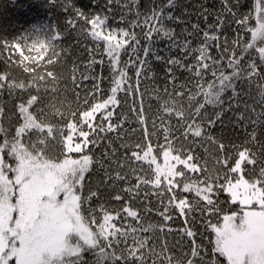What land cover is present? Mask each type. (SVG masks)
<instances>
[{"label":"snow or ice","instance_id":"1","mask_svg":"<svg viewBox=\"0 0 264 264\" xmlns=\"http://www.w3.org/2000/svg\"><path fill=\"white\" fill-rule=\"evenodd\" d=\"M50 4L71 13L63 31L56 23L34 25L11 42H0V49L9 53L8 70L0 72V96L6 93L18 101L13 105L15 122L7 127L0 104V264H264V0L250 5L246 0H220L207 29L197 22L179 32L168 26L187 24L174 14L178 0H151L147 12L140 11L139 0H104L102 5L90 0L88 11L73 0ZM209 15L203 8L205 22ZM233 25L235 38L230 39L226 29ZM137 28L147 46L141 47ZM241 29L250 39L244 40ZM73 31L90 36L95 46L85 49L86 62L72 61L76 107L68 115L56 109L53 116L59 120L53 122L42 107L48 94L42 82L56 81L47 67L66 62L70 51L61 42ZM154 34L168 42L167 56L152 47ZM201 35L194 46V38ZM33 51L41 59L51 55L42 65ZM62 52L65 60L60 59ZM122 54L128 60L122 61ZM150 57L162 62L165 85L163 95L157 93L151 131L143 103L135 107L137 94L141 101L144 95L142 78L151 79ZM13 65L28 77L12 76ZM181 77L184 82L178 83ZM105 81L107 91L101 88ZM129 96V111L142 128L135 145L124 143L121 135L126 120L117 115L120 122H112L115 109L122 99L127 104ZM236 131L242 133L239 143L233 141ZM111 133L121 141L119 146ZM104 141V151L96 158L93 150ZM199 148L214 150L213 170L198 164L200 157L194 153ZM154 151L162 153L164 168ZM136 162H147L151 175H141L143 164ZM97 168L104 178L85 194L86 174ZM189 173L203 175L193 178ZM120 184L125 187L116 191ZM101 186L113 189L112 200L122 202L121 208L109 211ZM192 192L195 197L189 200L184 194ZM222 193L227 194L223 204ZM142 194L143 215L133 208ZM152 196L162 206L155 209L162 217L159 224L148 220ZM94 198L96 207L91 206ZM197 210L208 236L198 230ZM174 217L183 221L179 230L168 223L174 224ZM128 218L138 227H125ZM169 236L180 239L170 245ZM178 246L181 255L176 257Z\"/></svg>","mask_w":264,"mask_h":264},{"label":"trees","instance_id":"2","mask_svg":"<svg viewBox=\"0 0 264 264\" xmlns=\"http://www.w3.org/2000/svg\"><path fill=\"white\" fill-rule=\"evenodd\" d=\"M77 7L82 8L85 11H88V5L90 4V0H73ZM246 2L250 5L254 0H246ZM101 5L104 3V0H100ZM151 7V0H139V8L141 12H147ZM208 8L210 15L208 16V21L205 22L203 18L200 16V13L203 11V8ZM220 10V0H178V7L175 10V15L181 16L183 20L187 21V24H175V23H168L169 27L175 28L177 32H179L182 28L188 27L191 30V24L199 22L201 29H207L209 24L214 23L216 15ZM247 11L248 9H244ZM117 18L119 17L120 13L118 10L114 8ZM71 13L63 11V9L59 5H51L50 0H0V42L2 41H13L14 39L18 38L25 32H29L33 29V26H40L43 24H52L56 23L59 30L63 31L65 27V19L69 18ZM129 19L133 17L129 16ZM111 22V21H110ZM255 21H252L254 24ZM124 27V24L120 25ZM130 27V26H129ZM236 26L233 25L232 28L226 29L229 38L233 39L234 37V28ZM137 33V37L141 40V47L147 46L149 42H147L143 38V34L140 32V29H134ZM241 36L244 37V40L247 41L250 39V33L245 35V30L241 29ZM153 39L156 41L152 47L155 50H159L162 56H167L169 53L166 51L167 41L165 39L160 38L154 34ZM203 39L202 35L199 37L194 38L193 44L194 46L199 45V40ZM79 41V43H76ZM31 43V41H29ZM211 43V41H209ZM94 42L92 41L90 36H86L83 34H78L77 32L73 31L67 35V37L61 42V48H67L70 51V56L67 57L66 62L63 64L57 63L53 66H48L47 70L54 71L57 79L53 81L52 78H47L45 82V87L47 88L48 94L44 97V107L45 111L48 112L49 117L53 118V122L59 120V116H53V113L56 109L59 111L64 112L68 115L69 108L76 107V93L73 90L71 78H70V69L72 67V61L76 60L78 62H86L88 59L86 48L94 47ZM27 54V52H26ZM33 56H37V53L33 51L31 53ZM215 54V52L213 53ZM16 57V53L13 54ZM51 55V52L43 54V59L37 56V59H40V63L42 65L46 64L47 57ZM9 57V53L0 49V72L8 70V65L6 64V60ZM99 58V56L97 57ZM127 55L122 54V61L128 60ZM61 60H65L63 52L61 53ZM105 60L107 57L105 56ZM149 66L152 68V73L149 74L151 79H143L141 80L140 92L144 93L141 101V97L137 94L135 98V107L139 109L141 106V102L143 103V107L145 109V114L148 117L147 128L151 131L152 128V120L155 119L154 114L157 112L159 107L157 102V93L163 95V88H164V71H163V64L160 61L154 60V58H149ZM45 71L44 68H37V72ZM81 71L83 68L81 67ZM97 71H99V65H97ZM11 74L12 76L18 79H24L28 77V73H25L22 68L12 66L11 67ZM130 75L133 76L134 82V73L130 72ZM107 76V72L104 73ZM79 78V73L77 74ZM184 79L181 77V80L178 83H183ZM85 86L87 88H91L92 84L91 81H86ZM101 88L103 91H107L108 83L105 81ZM169 91H171V85L168 86ZM44 89L42 88V92ZM80 96V103L83 104V100L85 98V92L82 89L78 90ZM62 92V93H60ZM123 97V93L120 94ZM106 98V97H105ZM128 103L124 104L123 99L121 100V107L115 109L114 116L112 118L113 123H119L120 121L117 120V115L120 116L121 120H126V123L123 125V130L121 135L124 137V143L129 145H135L138 141L142 139V128L138 123V120L135 118V114L130 112L129 109L133 106V97L129 96L127 98ZM15 102H18L15 97H9L6 93L3 96H0V104H3L5 107V126L7 127L9 123L15 122V115H14V108L13 105ZM89 102L92 103L93 101L89 98ZM54 105V107H49V105ZM100 113L97 114V121L99 120ZM10 118V119H7ZM168 121H165L167 124ZM175 124V120L172 121ZM157 126H159V120H157ZM132 129H135L133 131ZM115 140L116 146H119L121 143L120 140L115 139V134H109ZM179 135V133H177ZM238 137H242V133L236 131L233 135V141L239 143ZM156 138L153 137V147L156 148ZM106 141L101 142V146L95 148L94 154L96 158H99L104 151V144ZM165 143L163 136L161 135L159 138V144L163 145ZM124 153V149H120L118 158H122ZM154 155H157V160H160L163 156L162 153L157 154L156 151L153 152ZM196 156L200 157L198 164L200 166L206 167L209 171L213 170L214 166H216V157L213 149H209L208 152H205L203 148H199L194 153ZM137 166L143 164V172L141 175L148 174L151 175V171L148 169L146 162H136ZM114 167V166H113ZM181 167H183L181 165ZM153 168V167H152ZM154 169V168H153ZM189 175L193 178L202 177L203 173H189ZM104 178V172L100 169H95L90 173L86 174L85 177V194H87V190L90 187L92 190H95L99 182ZM135 182V181H133ZM125 187V185L120 184L117 186L116 191H119L121 188ZM114 191L112 188H104L101 186V197L102 200L105 202V206L111 211V209L121 208L122 202H118L112 200V196L114 195ZM189 200H192L195 197V193H185L184 194ZM227 199V194L222 193L220 196L221 203ZM143 200V194L140 197V200H136L133 202V208L138 210L142 215L144 214L143 205L141 201ZM97 201L94 198L91 202L92 207L97 206ZM167 199L164 200V204H167ZM151 207L153 208V212L148 216L149 222L159 224L162 222V217L159 216V213L155 211V209L160 208L162 210V206L159 203L158 197L152 196L151 198ZM197 217V227L200 233L204 236L210 235V233L205 232L204 224L202 222V217L200 216L199 210L195 213ZM175 223L173 224L172 221L168 223L174 227V229L179 230L183 227V221L179 217H174ZM213 222H215L216 218H211ZM117 226H120L121 221H115ZM133 224V226L138 227L131 218H128L126 222H124V226L127 227V224ZM139 234V233H138ZM179 237H168L169 244H173L175 240H179ZM199 243V239L197 240ZM187 242H185L186 244ZM159 250V248H157ZM186 250V247H185ZM181 255V248L178 246L175 249L174 256L179 257Z\"/></svg>","mask_w":264,"mask_h":264},{"label":"rangeland","instance_id":"3","mask_svg":"<svg viewBox=\"0 0 264 264\" xmlns=\"http://www.w3.org/2000/svg\"><path fill=\"white\" fill-rule=\"evenodd\" d=\"M147 42H148V41H147ZM16 55L19 56V53H16ZM97 114H98V113H97ZM97 114H96V115H97ZM135 118L137 119L136 116H135ZM146 163H147V162H146ZM157 163L160 164L161 168H164V166H165V161H164L163 156L161 157L160 160H157ZM152 167L155 168V165H153ZM178 167H181V165H178Z\"/></svg>","mask_w":264,"mask_h":264},{"label":"bare ground","instance_id":"4","mask_svg":"<svg viewBox=\"0 0 264 264\" xmlns=\"http://www.w3.org/2000/svg\"><path fill=\"white\" fill-rule=\"evenodd\" d=\"M60 93H62V92H60Z\"/></svg>","mask_w":264,"mask_h":264}]
</instances>
